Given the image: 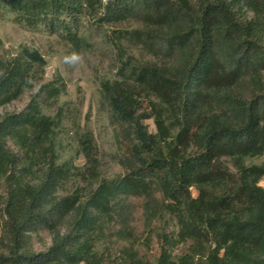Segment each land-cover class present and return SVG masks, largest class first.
<instances>
[{"label":"trees","instance_id":"16d2710c","mask_svg":"<svg viewBox=\"0 0 264 264\" xmlns=\"http://www.w3.org/2000/svg\"><path fill=\"white\" fill-rule=\"evenodd\" d=\"M0 18L76 50L127 24L138 49L100 84L122 174L102 176L89 132L84 164L60 161L41 110L57 76L0 116V264H264V0H0ZM46 64L0 55V109Z\"/></svg>","mask_w":264,"mask_h":264},{"label":"rangeland","instance_id":"374dc122","mask_svg":"<svg viewBox=\"0 0 264 264\" xmlns=\"http://www.w3.org/2000/svg\"><path fill=\"white\" fill-rule=\"evenodd\" d=\"M129 30L130 26L127 24L105 25L99 29L88 25L85 35L91 45L76 50L57 35H51L42 28L30 30L16 25L10 18H0L2 57L15 55L20 46H25L37 50L47 63L42 80L19 100L1 108L0 116L22 110L42 83H47L57 76L64 84L65 92L56 101L42 103L41 110L45 115H59L61 119L56 130L60 161L72 160L75 165L81 167L84 158L79 154L78 138L89 132L101 162L102 176L110 178L122 174L124 170L116 163V156L122 153L121 146L116 139V127L110 124L108 110L102 102L100 84L104 80L115 82V71L120 59L119 48H123L126 54L138 56V49L134 48L132 37L127 32ZM72 52L81 54L82 61L79 66L64 65V56ZM145 123L148 130L153 132L152 121ZM261 161L262 159L255 160V163ZM260 185L264 187V179ZM137 224L140 233L141 223L138 221ZM42 236L48 244L47 236ZM155 242L152 245L154 250ZM41 247V244L36 242L35 249L40 250Z\"/></svg>","mask_w":264,"mask_h":264},{"label":"clouds","instance_id":"9594fccd","mask_svg":"<svg viewBox=\"0 0 264 264\" xmlns=\"http://www.w3.org/2000/svg\"><path fill=\"white\" fill-rule=\"evenodd\" d=\"M82 61L81 54L77 52H72L70 55H66L63 58L64 65L68 67H76L79 66ZM32 80L30 78H25V86L31 85Z\"/></svg>","mask_w":264,"mask_h":264}]
</instances>
